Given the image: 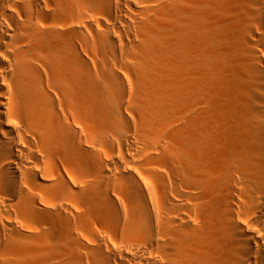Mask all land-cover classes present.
Returning <instances> with one entry per match:
<instances>
[{
	"label": "bare ground",
	"instance_id": "bare-ground-1",
	"mask_svg": "<svg viewBox=\"0 0 264 264\" xmlns=\"http://www.w3.org/2000/svg\"><path fill=\"white\" fill-rule=\"evenodd\" d=\"M0 264H264V0H0Z\"/></svg>",
	"mask_w": 264,
	"mask_h": 264
},
{
	"label": "rangeland",
	"instance_id": "rangeland-1",
	"mask_svg": "<svg viewBox=\"0 0 264 264\" xmlns=\"http://www.w3.org/2000/svg\"><path fill=\"white\" fill-rule=\"evenodd\" d=\"M151 50H152V52L150 53L151 59L154 55L156 56V58L153 57L154 59L153 64L149 66L151 68L150 69L147 68L143 72H141L138 69L137 74L133 78V81L135 80V86L142 88L144 93H148L153 96V100H152L153 105H155L156 107H161L162 105L168 102L170 97V92L166 83L167 80H169L167 77V68H166L168 57L164 50V45L162 44L157 45L155 48H152ZM147 59H150L149 56ZM92 72H94L93 69ZM203 83L207 85L206 80H203ZM218 108L219 105L215 104V114ZM206 116L208 117L209 114H205V118ZM172 136H173V141L174 143H176V145H181L185 141V137L183 136V130L181 129V127L174 129L172 131ZM214 145L220 151H224L225 149V146L221 144L218 141V139L214 140Z\"/></svg>",
	"mask_w": 264,
	"mask_h": 264
}]
</instances>
